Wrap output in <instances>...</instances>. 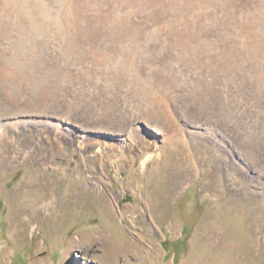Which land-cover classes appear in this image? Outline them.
Returning <instances> with one entry per match:
<instances>
[{
	"label": "rangeland",
	"instance_id": "1",
	"mask_svg": "<svg viewBox=\"0 0 264 264\" xmlns=\"http://www.w3.org/2000/svg\"><path fill=\"white\" fill-rule=\"evenodd\" d=\"M36 1L0 0V264H264V0Z\"/></svg>",
	"mask_w": 264,
	"mask_h": 264
},
{
	"label": "bare ground",
	"instance_id": "2",
	"mask_svg": "<svg viewBox=\"0 0 264 264\" xmlns=\"http://www.w3.org/2000/svg\"><path fill=\"white\" fill-rule=\"evenodd\" d=\"M23 0H21V2H22ZM42 0H38V1H36L37 3L35 4V8H34V11L32 10V12H33V14L32 15H34V19H35V24H36V28H33L34 29V31H35V35L37 34L38 36H42V35H44V32H45V27L43 26V24H39L38 22H44L43 21V17H42V13H41V11H39L38 10V8H40V7H43V5H45V4H43L42 2H41ZM140 2V1H139ZM28 4V3H27ZM39 4H43L42 6L41 5H39ZM87 4H89V3H87ZM119 4V3H118ZM15 6L14 7H17V11L18 12H20L19 14H21L24 18L22 19L23 21L25 20V18H26V14H28V17L30 16V9L29 8H27V5L26 4H23V2H22V4H20V3H15L14 4ZM30 5H32L31 3H30ZM80 5V4H79ZM79 5H78V7H79ZM29 6V5H28ZM30 7V6H29ZM34 7V6H33ZM46 8H48V7H46ZM76 8V7H75ZM43 9V8H42ZM47 11V10H46ZM27 12V13H26ZM26 13V14H25ZM30 13V14H29ZM44 16H46V15H44ZM56 16V15H55ZM69 16V15H68ZM27 19V18H26ZM70 19V18H69ZM69 19H68V21H69ZM59 20V19H58ZM74 20H75V18H74ZM8 21V20H7ZM73 24V23H72ZM77 23H75V25H76ZM73 26V25H72ZM76 27V26H75ZM78 28V27H77ZM120 29V28H119ZM64 30V29H63ZM71 31H72V34H74V35H76V34H84V32H87L88 31V29H86V28H79V30H76V28H71L70 29ZM70 31V32H71ZM97 31V30H96ZM90 33V32H89ZM116 33L118 34V37L120 38V39H122V35H123V32L122 31H120V30H112V31H110V32H105V31H100V34L98 35L97 33V35H98V37L99 36H103V37H105V39H106V41L108 42V41H110V38L111 37H113V36H115L116 35ZM68 34V33H67ZM69 34H71V33H69ZM93 34V33H92ZM95 34V35H96ZM88 37V36H87ZM91 37V36H90ZM90 40V39H89ZM113 40V39H112ZM114 41V40H113ZM112 46L115 48V46L112 44ZM71 49V51L72 52H77L78 51V47L77 46H72V48H70ZM107 51H111V52H113V49L112 48H110V50H107ZM103 52V51H102ZM115 52V51H114ZM108 54V53H107ZM112 118V117H111ZM115 122V121H114ZM119 122V121H118ZM117 122V123H118ZM172 123H173V121H172ZM173 125V124H172ZM118 126V125H117ZM177 130V128H174L173 130H171V132H169V133H167L165 136H167V137H169L170 135H173L175 132L174 131H176ZM164 136V137H165ZM164 137H163V140H162V142H164L165 141V139H164ZM85 137H81V135H79V136H74V139L76 140V142L77 143H83L82 142V140L84 139ZM181 142H183V143H188L189 142V139H190V136L188 135V138H187V135H186V133L185 134H183L182 133V135H181ZM73 139V140H74ZM82 139V140H81ZM129 143H132L131 142V138H129V137H125V138H122L121 139V146H123V145H127V144H129ZM156 149H158L157 147L156 148H154V151L156 150ZM151 154V153H150ZM149 154V155H150ZM148 158V157H147Z\"/></svg>",
	"mask_w": 264,
	"mask_h": 264
}]
</instances>
